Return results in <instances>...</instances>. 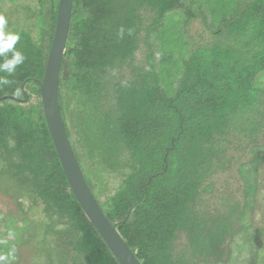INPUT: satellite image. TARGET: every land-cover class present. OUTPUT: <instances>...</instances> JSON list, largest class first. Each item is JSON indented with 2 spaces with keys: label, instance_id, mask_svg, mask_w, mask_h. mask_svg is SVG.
<instances>
[{
  "label": "trees",
  "instance_id": "obj_1",
  "mask_svg": "<svg viewBox=\"0 0 264 264\" xmlns=\"http://www.w3.org/2000/svg\"><path fill=\"white\" fill-rule=\"evenodd\" d=\"M59 2L0 0L4 32L19 36L0 65L13 51L24 57L0 70V191L43 218L47 264H120L75 197L45 119L40 83ZM59 97L91 192L142 264H256L259 235L246 219L264 166V0H74ZM235 140L253 157L238 168L244 205L223 198L225 224L200 204L233 164ZM19 223L0 222V264H16L35 237Z\"/></svg>",
  "mask_w": 264,
  "mask_h": 264
},
{
  "label": "water",
  "instance_id": "obj_2",
  "mask_svg": "<svg viewBox=\"0 0 264 264\" xmlns=\"http://www.w3.org/2000/svg\"><path fill=\"white\" fill-rule=\"evenodd\" d=\"M74 0H60L55 32L40 83L45 119L70 187L85 214L120 264H142L109 221L84 177L74 154L61 113L59 80L65 54Z\"/></svg>",
  "mask_w": 264,
  "mask_h": 264
},
{
  "label": "rangeland",
  "instance_id": "obj_3",
  "mask_svg": "<svg viewBox=\"0 0 264 264\" xmlns=\"http://www.w3.org/2000/svg\"><path fill=\"white\" fill-rule=\"evenodd\" d=\"M15 21L17 20L15 19ZM17 22H20V20H18ZM195 30L200 34L201 30H204L203 24H201L200 22H196L194 24V30L192 31L194 32V34H197L195 33ZM143 48L144 52L146 47ZM238 145L243 146L238 147ZM248 145L249 144H247V141H234V143L229 147V150L227 151V157L234 158L233 164H230V169H227L225 171L221 170L216 175H214V177L211 179L212 184H214V189L211 192H202V203L200 204V206H202V210H205L206 213L209 214V216L220 217V219L225 224H230V220L226 218L227 213L229 212L228 208L230 207L224 204L223 198L234 197V199H236L239 203L237 208H241V206L244 205V187L238 173V168L240 164L244 163V161H250L253 157L251 149L248 147ZM259 173L260 190L259 194L257 195V203L254 208V214H250L249 217H247L246 222L251 221L253 224V231H256L259 235V237L255 240V243L258 246L256 253V264H264V166L259 169ZM0 212L3 214L0 216V222L4 220V218L12 216L19 220V225L22 223V221L26 220L35 228V231L33 233L35 237L29 238V240L27 241L28 243H25L18 248V256L15 263L47 264V255H45L44 252L47 246L45 244L43 246L40 241L44 238L46 244H49L52 237L50 235L44 237L43 229H39L38 223L40 220H43V218L41 219V215L36 212V210H32L28 213L26 211H22L17 206L15 197L12 194H7L6 190L5 192L3 190L0 191ZM231 223L234 224V231L239 232L240 226L242 225L241 221L236 222L235 220L234 222H232L231 220ZM5 237L6 239L13 238L9 230L6 231ZM227 242L228 241H226V243L221 246L223 249H226ZM222 259L226 260V256L222 255Z\"/></svg>",
  "mask_w": 264,
  "mask_h": 264
},
{
  "label": "clouds",
  "instance_id": "obj_4",
  "mask_svg": "<svg viewBox=\"0 0 264 264\" xmlns=\"http://www.w3.org/2000/svg\"><path fill=\"white\" fill-rule=\"evenodd\" d=\"M6 23L7 21L3 17H0V55L12 50L15 43L19 40V36L17 34H6L4 32V26ZM23 60L24 57L19 51H13L12 56L10 58H6L4 63L0 65V70L11 73L15 70V67L18 64L23 62Z\"/></svg>",
  "mask_w": 264,
  "mask_h": 264
}]
</instances>
